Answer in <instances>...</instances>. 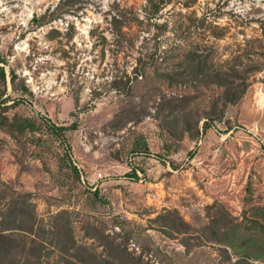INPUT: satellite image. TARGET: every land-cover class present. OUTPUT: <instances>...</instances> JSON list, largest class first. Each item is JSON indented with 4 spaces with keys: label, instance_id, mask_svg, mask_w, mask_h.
I'll use <instances>...</instances> for the list:
<instances>
[{
    "label": "rangeland",
    "instance_id": "obj_1",
    "mask_svg": "<svg viewBox=\"0 0 264 264\" xmlns=\"http://www.w3.org/2000/svg\"><path fill=\"white\" fill-rule=\"evenodd\" d=\"M0 56V264H264V0H0Z\"/></svg>",
    "mask_w": 264,
    "mask_h": 264
},
{
    "label": "trees",
    "instance_id": "obj_2",
    "mask_svg": "<svg viewBox=\"0 0 264 264\" xmlns=\"http://www.w3.org/2000/svg\"><path fill=\"white\" fill-rule=\"evenodd\" d=\"M65 2V1H64ZM35 22H38L36 18ZM5 60L0 56V64H2L3 66H0V83L4 86L6 84V79H7V74H6V70H5ZM256 71V70H255ZM10 77V83L13 84L14 81L16 80V75L14 72H10L9 74ZM211 78H213L214 80H218L219 85H221L223 87L222 84H224V88L226 87L227 84H229V80H230V75L228 73H214L212 74V76H210ZM245 76H243L240 79V82L236 85H228L224 95H225V105L227 104H233L236 103L238 100L241 99V97L244 95V93L246 92L248 85L245 81ZM1 97V96H0ZM6 120H8V118L5 117ZM15 125H18V132L19 133H24L26 130H33L35 128L34 123H32L30 120L28 119H22V118H17L14 117L13 120ZM75 125L71 126V129H74ZM61 130H68V128L66 127H60ZM132 175H135V173H133Z\"/></svg>",
    "mask_w": 264,
    "mask_h": 264
}]
</instances>
